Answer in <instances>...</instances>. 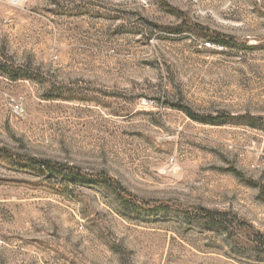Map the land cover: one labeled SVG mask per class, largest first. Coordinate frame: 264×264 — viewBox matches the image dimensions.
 Listing matches in <instances>:
<instances>
[{
  "label": "rangeland",
  "instance_id": "1",
  "mask_svg": "<svg viewBox=\"0 0 264 264\" xmlns=\"http://www.w3.org/2000/svg\"><path fill=\"white\" fill-rule=\"evenodd\" d=\"M0 264H264V0H0Z\"/></svg>",
  "mask_w": 264,
  "mask_h": 264
},
{
  "label": "trees",
  "instance_id": "2",
  "mask_svg": "<svg viewBox=\"0 0 264 264\" xmlns=\"http://www.w3.org/2000/svg\"><path fill=\"white\" fill-rule=\"evenodd\" d=\"M212 40L214 42L220 43V44H226L228 41V37L219 34V33H214L212 36ZM183 111L192 119H196V120H203V121H209V122H213L214 119L219 122H223L224 119L223 117H198L196 115H194L189 109L187 108H183ZM29 164L39 170H43L46 172H55L56 174H59L60 176H64L65 178H67L69 181H79V182H83V181H90L93 180V177L89 174H86L84 172H81L79 169L75 168V167H69V166H63L60 164H56V163H52L50 161H46V160H41V159H30L29 160ZM121 199H123V197H121L120 193H117ZM140 207L143 210H146V207L144 205H140Z\"/></svg>",
  "mask_w": 264,
  "mask_h": 264
},
{
  "label": "built area",
  "instance_id": "3",
  "mask_svg": "<svg viewBox=\"0 0 264 264\" xmlns=\"http://www.w3.org/2000/svg\"><path fill=\"white\" fill-rule=\"evenodd\" d=\"M205 44H206V45H209V43H208V42H206Z\"/></svg>",
  "mask_w": 264,
  "mask_h": 264
}]
</instances>
